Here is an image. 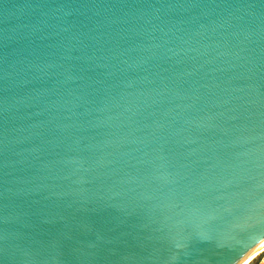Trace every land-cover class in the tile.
<instances>
[{
  "label": "water",
  "instance_id": "1",
  "mask_svg": "<svg viewBox=\"0 0 264 264\" xmlns=\"http://www.w3.org/2000/svg\"><path fill=\"white\" fill-rule=\"evenodd\" d=\"M263 246L264 0H0V264Z\"/></svg>",
  "mask_w": 264,
  "mask_h": 264
},
{
  "label": "built area",
  "instance_id": "2",
  "mask_svg": "<svg viewBox=\"0 0 264 264\" xmlns=\"http://www.w3.org/2000/svg\"><path fill=\"white\" fill-rule=\"evenodd\" d=\"M251 264H264V252L258 255Z\"/></svg>",
  "mask_w": 264,
  "mask_h": 264
},
{
  "label": "bare ground",
  "instance_id": "3",
  "mask_svg": "<svg viewBox=\"0 0 264 264\" xmlns=\"http://www.w3.org/2000/svg\"><path fill=\"white\" fill-rule=\"evenodd\" d=\"M262 252H264V246L246 264H251L254 261V259H256V257L260 255Z\"/></svg>",
  "mask_w": 264,
  "mask_h": 264
}]
</instances>
